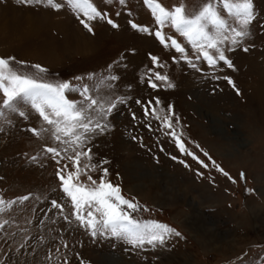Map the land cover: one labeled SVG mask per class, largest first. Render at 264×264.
Here are the masks:
<instances>
[{
    "label": "rangeland",
    "instance_id": "rangeland-1",
    "mask_svg": "<svg viewBox=\"0 0 264 264\" xmlns=\"http://www.w3.org/2000/svg\"><path fill=\"white\" fill-rule=\"evenodd\" d=\"M205 2L162 0L169 8L184 3L189 12L198 10ZM95 3L117 19L118 29L98 21L93 23V35L75 16L74 20L63 12L22 13L0 9L3 14L0 16L1 53H20L28 59L34 58L32 64L38 62L48 68L54 74L53 79L73 80L75 75L106 72L107 66L113 64L112 71L120 77L116 92L127 95L130 100L110 117L114 127L91 142L94 161L106 159L108 179L120 184L126 197H135L149 209L134 215L168 223L181 236L171 237L164 247L135 249L112 237H91L75 222L74 216L64 220L58 210L51 208V200L64 204L65 214L71 210L70 202L58 187L54 174L56 163L43 151L46 144H56L47 133L39 138L27 130L39 127L42 121L33 110L23 108L27 119L18 112L0 117V197L15 200L29 192L34 195L0 212V221H8L0 228V262L57 264L58 261L63 264L66 257L69 264H79L81 259L89 264H103L99 258L103 255L105 259L110 254L131 257L137 264H264V0H254L257 20L251 25L253 35L246 38L240 48L227 53L235 70L228 69L222 62L213 70L205 61H197L199 70L191 69L183 61H174L172 57L179 54L161 45L154 35L131 29L127 23L130 18L153 30L156 27L143 0H127L125 7H121L118 0H113L108 7L105 0H95ZM117 11L121 13L119 17L115 15ZM62 18L73 24L68 22L64 29L58 23ZM75 26L85 35L74 29ZM163 31L166 36L176 37L195 55L170 25ZM18 43H24L22 50ZM243 46L249 51L244 52ZM149 54L157 56L167 67L153 64ZM148 69L167 73L175 87L152 89L147 84V76L141 82L140 74ZM216 75L220 79H215ZM224 76L232 77L240 89L239 94ZM258 85L260 88L256 91ZM157 96L163 105L173 104L183 125L186 146L205 159L209 168H203L191 156L179 152L174 140L160 130L159 122L151 116L144 117L142 107L134 103L136 99L146 103ZM69 98L79 99V96L72 93ZM131 112L136 113L137 120L131 118ZM149 122L151 130L146 127ZM133 136L137 139H132ZM197 143L235 183L211 167V161L196 147ZM173 155L178 160H172ZM32 156L37 159L33 161ZM181 159L190 166L179 163ZM144 168L152 176H138ZM197 170L204 175H197ZM91 174L94 178L100 175L98 171ZM175 187H188L189 192L203 197L202 204L196 209L191 199L177 198L169 205L162 195L164 190ZM249 188L253 191L248 192ZM194 209L204 214V218L192 219ZM208 224H212L216 232L213 241L202 231ZM62 240L67 242V248ZM49 252L52 261L46 260Z\"/></svg>",
    "mask_w": 264,
    "mask_h": 264
},
{
    "label": "snow or ice",
    "instance_id": "snow-or-ice-1",
    "mask_svg": "<svg viewBox=\"0 0 264 264\" xmlns=\"http://www.w3.org/2000/svg\"><path fill=\"white\" fill-rule=\"evenodd\" d=\"M32 2L33 0H24V3ZM38 2L52 10L67 7L79 24L93 35L94 22L105 21L113 29L120 27L117 19H113L106 10L97 7L95 0L61 2L38 0ZM112 3L113 0H105V7ZM118 3L125 7L127 0H118ZM143 3L150 10L156 27L153 30L149 25L137 23L130 18L127 23L131 29L154 35L161 45L174 49L179 54L178 57H172L174 61L177 63L183 61L194 70L200 69L197 61H205L213 70L221 62L228 69L235 70L233 60L227 53L240 48L246 38L253 35L251 25L257 20L254 0H206L193 12L187 11L184 3L173 5L171 8L166 7L162 0H143ZM120 14L119 11L115 13L117 17ZM166 25H170L184 38L194 56L176 37L165 35L163 29ZM243 51L247 52L249 48L243 46ZM149 55L153 64L160 68L167 67L166 63L159 62L157 56ZM112 69L113 64H109L106 72L75 75L73 80L53 79L51 77L54 74L39 63L29 64L26 61H18L14 56H0V117H6L9 112H18L20 117L27 119L28 114L22 109L30 108L41 118L42 123L39 127H29L27 130L39 138L47 133L56 144V146L46 144L43 151L56 163L54 174L58 179V187L70 202L71 210L69 214H65V205L58 203L56 199L51 200V208L58 210V214L63 216L64 220L67 221L70 216H74L75 222L93 238L112 237L135 249L146 246L164 247L171 237H180L181 233L168 223L155 219H141L134 215L141 211L147 212L149 209L141 205L135 197H126L120 184H113L108 179L109 170L106 165L109 162L106 159L94 161L91 142L97 135L104 134L114 127L110 117L130 100L127 95L117 94L116 87L120 77ZM145 76L147 84L152 89L161 86L175 87L167 73L162 74L160 71L148 69L146 73L140 74L141 82H144ZM214 78L218 80L220 76L216 75ZM223 78L237 94L240 93L231 76ZM72 93L78 94L79 99L69 98ZM134 103L142 107L144 117L151 116L159 122L160 130L174 140L179 152L191 156L203 168H209L205 159L186 146L183 125L173 104L163 105L158 96L148 99L146 103H142L140 99H136ZM131 118L138 119L135 112H131ZM146 127L151 130V123H147ZM132 139L137 137L133 136ZM196 147L200 148V145L197 143ZM160 150L163 151V148ZM200 151L208 161H211V167L232 183L236 182L206 150L200 148ZM30 159L35 161L37 157L32 156ZM171 159L176 161L178 157L173 155ZM179 163L185 167L190 166L182 159ZM94 171L100 173L96 178L91 174ZM196 174L203 176L204 172L197 170ZM81 176L85 179L82 180ZM240 177L244 178L243 172L240 173ZM246 190L253 191L250 188ZM33 195L29 192L15 200L0 197V212L11 208L17 201L23 203L29 200ZM36 198L39 199V196ZM7 223V220L0 221V228ZM62 244L67 248L66 241L62 240ZM46 260H53L51 252ZM63 264H69L66 257ZM79 264L89 262L81 259Z\"/></svg>",
    "mask_w": 264,
    "mask_h": 264
},
{
    "label": "bare ground",
    "instance_id": "bare-ground-1",
    "mask_svg": "<svg viewBox=\"0 0 264 264\" xmlns=\"http://www.w3.org/2000/svg\"><path fill=\"white\" fill-rule=\"evenodd\" d=\"M5 14V13H4ZM0 16H3V14H0ZM68 22L72 25L73 23L66 18V20H60L58 23L60 26H62L64 29H65V26H67ZM61 27V28H62ZM74 29H77L81 34L85 35L81 29L78 27V26H75L73 27ZM84 37V36H83ZM81 39V38H80ZM91 39V38H90ZM85 40V39H84ZM83 41V40H82ZM88 45V44H87ZM263 78V77H262ZM262 81V79H261ZM260 88V86L258 85V88L256 91H259L258 89ZM258 93V92H257ZM155 168V167H153ZM152 169V168H151ZM157 170V169H156ZM155 171V170H154ZM155 174V173H154ZM157 174V172H156ZM136 175V174H135ZM138 176H146V177H150L152 176L151 172L148 170V169H145L144 170L142 169L140 172H138L137 174ZM156 177V176H155ZM136 178V177H135ZM154 178V177H153ZM179 185V184H178ZM177 186V184H176ZM137 187V186H136ZM141 187V186H140ZM148 188V187H147ZM150 188V187H149ZM176 188V189H175ZM174 189L172 190H164V193H163V197L165 199V201H167V203H169V205H173L174 204V201L177 199V198H181L182 200L184 201H188L189 199L192 200L191 204L194 208L197 209V205H201L202 204V198L201 196L199 197L198 195L196 196V194H192L191 192H189L190 190L188 189V187H175ZM138 189V188H137ZM131 191V190H130ZM202 195V194H201ZM191 196V198H190ZM161 197V196H160ZM161 199V198H160ZM164 201V202H165ZM171 203V204H170ZM163 204H166V203H163ZM202 207V206H201ZM196 209H194L195 211H193L192 213V219H195L196 221H199L200 219L204 218V214H202L201 212L197 211ZM207 215V214H206ZM189 217V216H188ZM194 222V221H193ZM202 223V222H201ZM199 225V224H198ZM204 227V226H203ZM206 227V226H205ZM202 230V229H201ZM214 228L212 226V224H208L207 225V228L203 231V234H208L209 235V241H213L215 240V231H213ZM215 238V239H214ZM230 239V238H229ZM240 241V240H239ZM202 244L204 245H207V243H205L204 241H201ZM235 244H237L235 241H234ZM215 245V244H214ZM224 245V244H222ZM221 245V246H222ZM238 245V244H237ZM225 246V245H224ZM236 246V245H235ZM239 246V245H238ZM225 248V247H223ZM217 249V248H216ZM235 249V248H234ZM106 256V255H105ZM121 257H123V255L121 256H113V255H107L104 259L103 255L99 258L102 261L103 264H137V261L136 259H133L131 257H123V259H121ZM103 258V259H102Z\"/></svg>",
    "mask_w": 264,
    "mask_h": 264
},
{
    "label": "crops",
    "instance_id": "crops-1",
    "mask_svg": "<svg viewBox=\"0 0 264 264\" xmlns=\"http://www.w3.org/2000/svg\"><path fill=\"white\" fill-rule=\"evenodd\" d=\"M58 2H61V0H58ZM0 9H4V10H8V11L16 10V11H19L22 13H60V12H63L75 20L73 13L67 7H64L61 10H52L47 5L39 3L38 0H33L32 3H24V0H0ZM27 43H29V42H27ZM31 43H33V42L31 41ZM18 44H19L18 47L21 50H22L23 46H25V45H23L24 43H18ZM21 50H19V51H21ZM10 54H13L12 56H15L18 59V61H20V60L26 61L29 64L34 63V61H33L34 58L28 59L27 57L21 55L20 53H12V52L9 54L7 53V55H4L1 53V50H0V56H11Z\"/></svg>",
    "mask_w": 264,
    "mask_h": 264
}]
</instances>
